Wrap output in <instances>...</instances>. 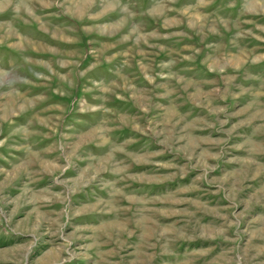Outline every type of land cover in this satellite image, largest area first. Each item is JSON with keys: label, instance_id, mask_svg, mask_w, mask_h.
Returning a JSON list of instances; mask_svg holds the SVG:
<instances>
[{"label": "rangeland", "instance_id": "obj_1", "mask_svg": "<svg viewBox=\"0 0 264 264\" xmlns=\"http://www.w3.org/2000/svg\"><path fill=\"white\" fill-rule=\"evenodd\" d=\"M0 264H264V0H0Z\"/></svg>", "mask_w": 264, "mask_h": 264}, {"label": "bare ground", "instance_id": "obj_2", "mask_svg": "<svg viewBox=\"0 0 264 264\" xmlns=\"http://www.w3.org/2000/svg\"><path fill=\"white\" fill-rule=\"evenodd\" d=\"M253 3V2H252ZM256 3V2H255ZM262 4V3H261ZM254 6V5H253Z\"/></svg>", "mask_w": 264, "mask_h": 264}]
</instances>
